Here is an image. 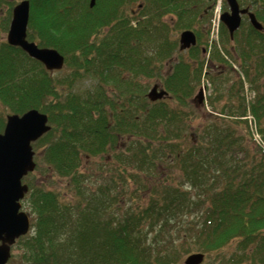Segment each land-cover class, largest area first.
I'll use <instances>...</instances> for the list:
<instances>
[{
  "label": "trees",
  "instance_id": "16d2710c",
  "mask_svg": "<svg viewBox=\"0 0 264 264\" xmlns=\"http://www.w3.org/2000/svg\"><path fill=\"white\" fill-rule=\"evenodd\" d=\"M21 1L30 3L27 39L57 50L62 70L48 72L4 39L12 5ZM239 1L260 4L264 26V0ZM90 3L0 0V134L8 115L45 114L50 131L33 144L42 151L38 169L66 180L74 199L29 182L33 232L18 242L20 264H183L198 253L202 264H264V33L248 26L234 37L245 36L250 62L240 68L256 92L250 112L262 146L244 119L242 81L230 71L208 77L216 80L208 103L217 116L197 108L208 30L194 28L207 20L188 12L194 0ZM166 16L176 21L172 28ZM186 30L200 45L182 52L178 37ZM220 39L228 55L223 25ZM211 49V62L223 60ZM158 84L168 96L152 102L148 92ZM224 95L228 107L219 109ZM190 117L206 123L194 128ZM185 127L188 147L177 141ZM130 183L132 202L149 201L121 209L126 191L113 190Z\"/></svg>",
  "mask_w": 264,
  "mask_h": 264
},
{
  "label": "water",
  "instance_id": "95a60500",
  "mask_svg": "<svg viewBox=\"0 0 264 264\" xmlns=\"http://www.w3.org/2000/svg\"><path fill=\"white\" fill-rule=\"evenodd\" d=\"M226 1L230 12L223 14L221 21L229 29L231 38L240 28L241 15L249 14L252 27L263 30V26L249 9H240L238 0ZM94 3L95 0H91V8ZM29 16V1H21L13 8L6 37L8 44L24 50L31 59L41 62L48 71L62 70L65 58L57 50L40 49L27 39ZM179 41L181 50L197 45L195 34L189 30L181 34ZM148 94L151 101H158L167 96V93L157 85ZM195 100L199 104L203 103L202 90ZM48 121L47 116L38 110L28 111L23 116L9 115L6 118L4 133L0 134V264H7L11 258V247L30 230L29 215L20 212L22 207L20 202L28 193V186L24 185L22 180L35 170L32 143L50 131ZM204 258L203 254H192L184 264H201Z\"/></svg>",
  "mask_w": 264,
  "mask_h": 264
},
{
  "label": "rangeland",
  "instance_id": "374dc122",
  "mask_svg": "<svg viewBox=\"0 0 264 264\" xmlns=\"http://www.w3.org/2000/svg\"><path fill=\"white\" fill-rule=\"evenodd\" d=\"M204 1L206 2V0H204ZM204 1L203 0H194V4H196L198 7H200L199 8L200 9L199 10L200 13L203 12L202 9H205V6H206V4H204L205 3ZM247 2H249V0H247ZM225 4H226L225 3V0H217L216 4H214V7H213L215 9L214 10L212 9L211 16H210V21H209L208 18H206L207 20L205 22L196 21V23L194 24V28L201 27L202 26V27H204V29H207L208 30L207 37L203 38V41H204L205 44H206V39L208 41L207 44H210V41H211L210 36H211V31H212V29H211V25H212L211 21H212V19H213V17H215L217 15V12L219 11V9H220L221 14L223 13V11L225 10V6H226ZM12 6L14 7L15 5H12ZM127 9L128 10L126 12L130 14V10L135 9V6L133 7V9H132V6L129 7V8H127ZM188 12H192V10H188ZM164 21H167V22H170L171 23L170 28H172L175 25V22H176L172 17H169V16H166L165 19H164ZM213 34L215 35L216 34V31L213 32ZM5 37H6V34H5ZM5 37H4V39H5ZM210 54H211V52L210 53L207 52L206 55H205V59H208V58L211 59ZM218 62L219 61H215V59L212 60V62L209 63L211 65H209L207 68L205 67L206 70H207L206 77H203V75H204V72H203L202 77L200 79L201 86L203 85V81L202 80H205L206 83H209L210 84L209 88H210V90H212V93H211L210 96H213V94L214 93L216 94L218 91L216 90V80H215V82L213 84L211 78H208V77L210 75L213 76V77H217L219 75V77L222 78L225 75H227V73L224 70L218 69V65H217V64H219ZM167 66H169V65H167ZM261 85H262V81H261ZM152 88H150V90ZM263 91H264V87L261 88V91L260 92L262 93ZM255 94H256V92H255ZM256 100H257V98H256ZM216 106H218L219 109L221 107H223V106L228 107V100H226L225 95L220 100V102H218L216 104ZM197 108L198 109H200V108L203 109L205 115L212 113L213 115L217 116V113H213L214 111H212V109L210 108L209 103H208V109L207 110H209L210 112L206 111V107L205 106L202 107V105L198 106ZM226 118L227 117H225V119ZM188 120H189L190 124H192V126L194 128L197 127V126L198 127H201L202 125H204L206 123V119L205 118H202V117L201 118L190 117ZM207 120H209V119L207 118ZM185 128L187 130L186 131H182V133H181L182 135H184V137L178 138L177 141L178 142H181L183 147H188L189 145H191V142H192L191 132H190V128H188V127H185ZM170 131H173V133H177L178 134V130L176 132V128H174V127L171 128ZM192 138L193 139L194 138L196 139V137L194 135L192 136ZM33 150L36 152V156H35V160H36L37 157L39 156V154L42 153V151H40V150L38 151V150L34 149V147H33ZM52 174H53V172H50V179L49 178H46L45 174L42 173L41 169H38V166H37V169L35 170V172L34 173H31L29 176H27L26 178H24V181L23 182L25 184H29V182H33V183L38 184L40 186L42 184H44L47 189L58 192V194L60 196L64 195V198H63L64 201H68V200L69 201H72V200H74L73 198L71 199L73 193L70 190H68V188H66V183L65 182H67V181L64 180L62 177L60 179V178H57V177L53 176ZM100 183L102 184L103 181L102 182L101 181L95 182V184L90 185L89 188L90 189H93V190H97V186ZM115 188L116 189L113 190V193H115V192H122V193H124V190L126 191V195L124 196L123 199L120 200V204H119L120 208L121 207L122 208H129L130 205H134V204L135 205H137V204L144 205V204H146L149 201V198L144 197V198H140V199H134V201L132 202V200H131L132 197L131 196H132V193H133L135 187L133 186V184L131 185V183L129 185H123V184L121 185L120 184V185H118ZM130 194H131V196H130ZM74 198H75V196H74ZM27 199H28V197H27ZM27 199L25 198L22 201L24 203V205H27L28 204L27 203V201H28ZM23 209H24V211H27V207L26 208H23ZM109 213L111 214L110 211H109ZM33 218H34V216H32V219ZM32 232H33V229H31L29 235H31ZM18 242L16 243V246L15 247L13 246V249H12V252H11L13 256H12V259L7 264H20L18 257H19V255H20V253H21L22 250L18 248V245H19ZM183 264H184V262H183Z\"/></svg>",
  "mask_w": 264,
  "mask_h": 264
},
{
  "label": "flooded vegetation",
  "instance_id": "af4514ba",
  "mask_svg": "<svg viewBox=\"0 0 264 264\" xmlns=\"http://www.w3.org/2000/svg\"><path fill=\"white\" fill-rule=\"evenodd\" d=\"M225 3H226V1H225ZM204 4H206V6H205V9H202V11L204 12L203 13L204 18L206 19V18H208V16H210L212 9L214 10L215 8H213L214 7L213 0H206V2ZM225 5L226 6H225V10L223 11V13L230 12V7L228 6V4L226 3ZM258 5H260V4L257 3L254 6H252V5L243 6L241 2L239 3V7L241 10L249 9V12L253 13L257 18H258V16H257L256 8ZM199 8L200 7H198L195 4L190 10H192V12H195V11H199L200 10ZM241 17H242V22H241L239 30H237L235 35L243 33V31L246 30L248 28V26H249V28L253 29V27L251 25L249 14L241 15ZM259 21L261 22V20H259ZM227 31H228V34L230 37L229 29ZM256 43L257 44L260 43V40L256 41ZM244 44H245V36L244 35L243 36L239 35V40L237 42L235 41V38L234 39L231 38V43L227 44V48L229 50V52H228L229 59L233 62L232 64H235V66L237 65L238 67H241L243 64H247L250 61L246 56L247 49H246V47H244ZM218 59H220V57H218ZM223 62L224 63H219L218 67H220V68L225 67L224 64L226 63V61L224 60Z\"/></svg>",
  "mask_w": 264,
  "mask_h": 264
}]
</instances>
